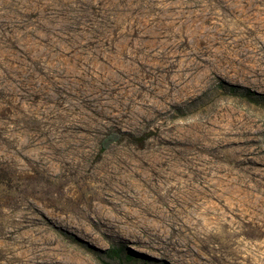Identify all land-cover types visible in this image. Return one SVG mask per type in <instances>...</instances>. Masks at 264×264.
Here are the masks:
<instances>
[{
  "label": "rangeland",
  "instance_id": "rangeland-1",
  "mask_svg": "<svg viewBox=\"0 0 264 264\" xmlns=\"http://www.w3.org/2000/svg\"><path fill=\"white\" fill-rule=\"evenodd\" d=\"M1 254L264 264V0H0Z\"/></svg>",
  "mask_w": 264,
  "mask_h": 264
},
{
  "label": "trees",
  "instance_id": "trees-1",
  "mask_svg": "<svg viewBox=\"0 0 264 264\" xmlns=\"http://www.w3.org/2000/svg\"><path fill=\"white\" fill-rule=\"evenodd\" d=\"M122 139L120 133H110L101 142V151H106L112 143H116Z\"/></svg>",
  "mask_w": 264,
  "mask_h": 264
},
{
  "label": "bare ground",
  "instance_id": "bare-ground-1",
  "mask_svg": "<svg viewBox=\"0 0 264 264\" xmlns=\"http://www.w3.org/2000/svg\"><path fill=\"white\" fill-rule=\"evenodd\" d=\"M99 101V100H98ZM1 258L3 259V262H0V264H9L8 263V257H7V255H5V254H1ZM35 264H40V263H35Z\"/></svg>",
  "mask_w": 264,
  "mask_h": 264
}]
</instances>
